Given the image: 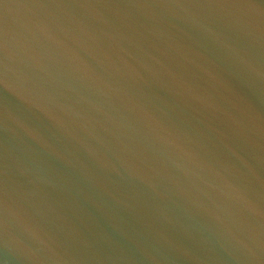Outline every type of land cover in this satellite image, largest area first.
<instances>
[{"label":"water","instance_id":"obj_1","mask_svg":"<svg viewBox=\"0 0 264 264\" xmlns=\"http://www.w3.org/2000/svg\"><path fill=\"white\" fill-rule=\"evenodd\" d=\"M0 264H264V0H0Z\"/></svg>","mask_w":264,"mask_h":264}]
</instances>
